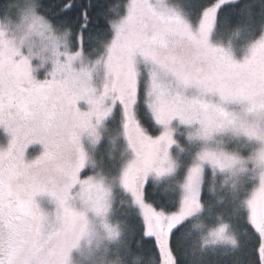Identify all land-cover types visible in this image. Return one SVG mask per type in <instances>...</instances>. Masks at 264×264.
<instances>
[{
  "label": "snow or ice",
  "instance_id": "1",
  "mask_svg": "<svg viewBox=\"0 0 264 264\" xmlns=\"http://www.w3.org/2000/svg\"><path fill=\"white\" fill-rule=\"evenodd\" d=\"M0 132V264H264V0H3Z\"/></svg>",
  "mask_w": 264,
  "mask_h": 264
},
{
  "label": "trees",
  "instance_id": "2",
  "mask_svg": "<svg viewBox=\"0 0 264 264\" xmlns=\"http://www.w3.org/2000/svg\"><path fill=\"white\" fill-rule=\"evenodd\" d=\"M2 2H3V0H0V3H2ZM165 187H166L165 185H162L160 190H159V196H160L161 199L166 197V193L164 191Z\"/></svg>",
  "mask_w": 264,
  "mask_h": 264
},
{
  "label": "rangeland",
  "instance_id": "3",
  "mask_svg": "<svg viewBox=\"0 0 264 264\" xmlns=\"http://www.w3.org/2000/svg\"><path fill=\"white\" fill-rule=\"evenodd\" d=\"M2 138H3V133L0 132V139H2ZM37 147H38V146H37ZM29 151H30V152H33V153L35 154V152L38 151V149L34 147L33 149H30Z\"/></svg>",
  "mask_w": 264,
  "mask_h": 264
},
{
  "label": "clouds",
  "instance_id": "4",
  "mask_svg": "<svg viewBox=\"0 0 264 264\" xmlns=\"http://www.w3.org/2000/svg\"><path fill=\"white\" fill-rule=\"evenodd\" d=\"M83 264H88V261L87 260L83 261Z\"/></svg>",
  "mask_w": 264,
  "mask_h": 264
}]
</instances>
